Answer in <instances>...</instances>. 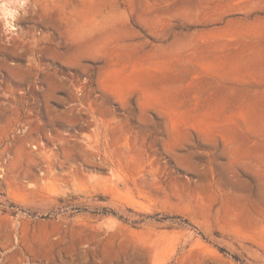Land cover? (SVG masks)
I'll return each instance as SVG.
<instances>
[{
    "label": "rangeland",
    "instance_id": "obj_1",
    "mask_svg": "<svg viewBox=\"0 0 264 264\" xmlns=\"http://www.w3.org/2000/svg\"><path fill=\"white\" fill-rule=\"evenodd\" d=\"M0 0V264H264V0Z\"/></svg>",
    "mask_w": 264,
    "mask_h": 264
},
{
    "label": "clouds",
    "instance_id": "obj_2",
    "mask_svg": "<svg viewBox=\"0 0 264 264\" xmlns=\"http://www.w3.org/2000/svg\"><path fill=\"white\" fill-rule=\"evenodd\" d=\"M2 6L5 10V16H11L12 18H14L16 10L24 8L25 0H20L19 3L13 5L3 4Z\"/></svg>",
    "mask_w": 264,
    "mask_h": 264
},
{
    "label": "bare ground",
    "instance_id": "obj_3",
    "mask_svg": "<svg viewBox=\"0 0 264 264\" xmlns=\"http://www.w3.org/2000/svg\"><path fill=\"white\" fill-rule=\"evenodd\" d=\"M3 12H4V15H5V10ZM5 17L7 19L6 20L7 29L9 31L16 30L15 27H14V24H13V21L15 20L16 14H15L14 18H12L11 16H5Z\"/></svg>",
    "mask_w": 264,
    "mask_h": 264
}]
</instances>
